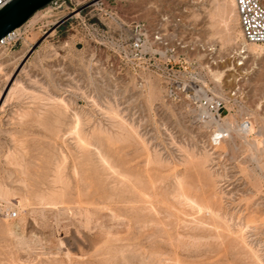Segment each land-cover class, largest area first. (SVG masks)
Instances as JSON below:
<instances>
[{
	"label": "rangeland",
	"instance_id": "obj_1",
	"mask_svg": "<svg viewBox=\"0 0 264 264\" xmlns=\"http://www.w3.org/2000/svg\"><path fill=\"white\" fill-rule=\"evenodd\" d=\"M16 35L0 47V264H264V46L236 67L231 0H73ZM169 67L234 91L226 122L249 121L251 142L212 145L192 100L167 97Z\"/></svg>",
	"mask_w": 264,
	"mask_h": 264
},
{
	"label": "built area",
	"instance_id": "obj_2",
	"mask_svg": "<svg viewBox=\"0 0 264 264\" xmlns=\"http://www.w3.org/2000/svg\"><path fill=\"white\" fill-rule=\"evenodd\" d=\"M12 0H0V9H2L7 3ZM73 0H53L49 4L51 9H59L65 7L67 4H70ZM234 5L235 13L237 16V21L239 22V28L241 33V39H243V44L235 48L232 53L234 58V63L236 67L240 68L244 65L246 61V52L245 46H264V0H232ZM93 9L95 7L102 6V3H94ZM16 30L8 34L6 37L0 40V47H5L9 43L14 42L17 39ZM155 41H158L160 47L166 46L163 43L161 35L156 36ZM135 47L140 48V41L134 40ZM201 51L204 52L205 48L200 47ZM194 50V47H191V51ZM192 64H195L196 61H191ZM167 82L166 92L167 97L174 101L181 97H187L192 100L193 108L196 112V118L198 122L203 125L204 128H207L208 131H211L210 142L212 145H219L221 142L227 139V134L222 133L219 129L221 123L224 120H227V104L231 97L235 96L233 91L231 95H226L224 99H217L214 97L213 93L206 90L203 86H195V88H190L187 85L182 84L180 78V73L176 70H173L172 67L166 69ZM241 128L247 129L250 126V122L243 120L241 123ZM17 217L15 211H10L8 213V218L14 219Z\"/></svg>",
	"mask_w": 264,
	"mask_h": 264
},
{
	"label": "water",
	"instance_id": "obj_3",
	"mask_svg": "<svg viewBox=\"0 0 264 264\" xmlns=\"http://www.w3.org/2000/svg\"><path fill=\"white\" fill-rule=\"evenodd\" d=\"M53 0H12L0 9V40L24 25Z\"/></svg>",
	"mask_w": 264,
	"mask_h": 264
},
{
	"label": "bare ground",
	"instance_id": "obj_4",
	"mask_svg": "<svg viewBox=\"0 0 264 264\" xmlns=\"http://www.w3.org/2000/svg\"><path fill=\"white\" fill-rule=\"evenodd\" d=\"M231 3H232V0H231ZM232 5H233V3H232ZM231 16H233V13L232 14H229L228 15V17H227V22L230 20V18H231ZM243 46H244V43H243ZM246 47V46H245ZM257 47H260V46H257ZM260 49V48H259ZM245 51H247L246 50V48H245ZM254 51H255V49H254ZM254 51H252V53L254 52ZM75 119V118H74ZM226 120H224L222 123H221V126H220V130L222 131V133H225V134H227V138H228V133H235V135H236V137L237 138H240V139H242L243 141H246L247 143H250L251 141H249V139H247V137H245L244 135H243V131L244 130H246L245 128H241V129H238V128H235L234 126H233V124H231L230 122H226ZM227 140V139H226ZM226 140H224V141H226ZM223 141V142H224ZM242 141V142H243ZM253 144V143H252ZM252 144H249V145H252ZM252 147V146H251ZM251 149V148H250ZM94 152H96V151H94ZM99 153V152H98ZM253 153V152H252ZM254 155V154H253ZM64 158V157H63ZM103 162V161H102ZM56 166H57V164H56ZM59 170V169H58ZM58 173V172H57ZM56 178H57V176H56ZM58 178H60V177H58ZM56 180V179H55ZM58 181V180H57ZM55 183V182H54ZM59 206V205H58Z\"/></svg>",
	"mask_w": 264,
	"mask_h": 264
}]
</instances>
